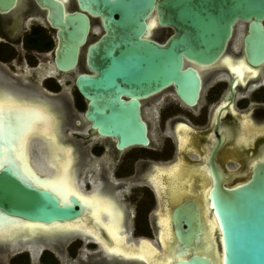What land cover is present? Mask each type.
Returning <instances> with one entry per match:
<instances>
[{
	"label": "flooded vegetation",
	"instance_id": "af4514ba",
	"mask_svg": "<svg viewBox=\"0 0 264 264\" xmlns=\"http://www.w3.org/2000/svg\"><path fill=\"white\" fill-rule=\"evenodd\" d=\"M60 1L66 13L84 12L91 20L90 38L82 48L78 67L61 71L55 64L59 27L52 25L51 6H43L38 0H16L9 11L0 10V87H9L10 94L16 93L11 95L20 97L19 102L27 95L29 100L40 99L47 105L56 100L48 110L59 118L58 140L65 147H71L79 187V190L71 191L69 197H58L63 202H72L71 197L74 196L82 209L81 217L67 222L86 217L92 207L89 199L96 194L113 200L123 213L125 231L122 232L131 246L140 245L143 238L158 242V230L164 225L160 217L168 210L173 232L174 211L187 201L195 203L198 217L206 227L205 203L201 197L190 193L191 196H183L178 203L167 205L168 194L163 195L164 191L160 193L153 184L156 180H169L172 170H177L180 173L192 171L189 177L195 183L206 181L212 186L214 164L223 172L224 181L232 186L250 179L254 167L264 162V62L253 65L246 58L244 21L237 24V27L241 25V30L236 29L226 51L215 63L187 62L201 76L202 88L197 102H185L174 86L140 97V112L147 124L150 142L120 148L114 136L100 134L91 127V122L84 116L88 99L75 83L78 72L91 71L86 63V46L104 33L102 17L84 9L79 0ZM172 33L169 27L160 26L153 31V36L166 39ZM238 64H246L251 69L249 71L257 69L260 73L256 70V74L239 76L240 73L231 68ZM124 97L129 98L127 95ZM36 108L34 110L39 112L42 107ZM42 144V150L50 154L48 145ZM93 182L99 183L100 188L96 189ZM207 204L211 208L208 193ZM87 225L99 230L100 241L92 235L85 237L72 231L52 240L51 247L42 248L38 256L33 257L32 250L25 245L16 249V256L26 253L35 264H61V261L65 264H137L140 261L144 264L136 257L124 258L106 253L103 244L108 234L103 219ZM65 244L68 247L66 254ZM77 259L79 262L75 263Z\"/></svg>",
	"mask_w": 264,
	"mask_h": 264
},
{
	"label": "water",
	"instance_id": "95a60500",
	"mask_svg": "<svg viewBox=\"0 0 264 264\" xmlns=\"http://www.w3.org/2000/svg\"><path fill=\"white\" fill-rule=\"evenodd\" d=\"M38 1L51 6L52 25L59 27L56 66L61 71L77 68L90 38V17L80 11L66 13L60 0ZM79 1L84 9L102 17L104 28L86 46L91 71L76 75V87L88 99L84 116L100 134L114 136L120 148L150 142L140 97L174 86L185 102H197L202 80L187 62L215 63L238 23L244 21L248 62H264V0ZM15 4L16 0H0V10L9 11ZM152 19L156 22L153 31L161 26L173 33L166 39L155 38L150 33ZM16 119L17 115H8L0 127V219L49 224L77 218L82 209L74 196L72 202H63L52 190L38 186L10 154ZM212 167L215 178L208 191L209 215L217 225L215 239L206 242L212 254L205 252L206 228L196 205L187 201L174 211V254L181 257L173 264H264V162L254 167L250 179L232 186L218 167ZM32 168L36 178L48 176L35 164ZM36 239L48 240L44 235Z\"/></svg>",
	"mask_w": 264,
	"mask_h": 264
},
{
	"label": "bare ground",
	"instance_id": "6f19581e",
	"mask_svg": "<svg viewBox=\"0 0 264 264\" xmlns=\"http://www.w3.org/2000/svg\"><path fill=\"white\" fill-rule=\"evenodd\" d=\"M150 23H151L150 33H153L154 30L153 28L156 26V22L154 19H152ZM228 66L230 67V65ZM231 68L232 70L234 69L235 71L239 72L240 73L239 76L242 75L245 76L248 73L256 74L257 71H259L258 74L260 73V70L257 69H256L257 71L255 69L254 71H249L251 69L247 67L246 64H244V66L242 64H238ZM2 86H3L2 88L0 87V96H2L5 99V106L3 108V119L2 121H0V127H1V123H4L3 121L6 120V118H8V115L9 116L17 115V119L15 121L18 123L16 132H14L15 134H13L14 139L12 140L13 145L11 147L10 154L14 155V159L19 164L21 171L25 173V175H27L32 180V182H34L40 187H44L48 189L51 188L50 190L55 192L60 197H64V198L67 197L71 191H74L79 187L77 186L78 183L75 177V173H76L74 171L75 160L71 155V149H70L71 147L70 148L65 147L63 144H61L60 140H58L59 127H60L59 118L53 113H51L52 111L49 112L50 110H48L49 109L48 106L50 105L53 106V104L55 105L56 100L54 103H52L51 101L50 103L48 101L50 105H47L46 103L43 102V100L41 101L40 99H38L39 101L38 100L35 101L31 99L29 100L28 98L30 97L29 95H27L28 96L27 98L21 97L23 98L22 101H24L25 104H20V102H22V101L19 102L20 97L18 98L14 97L13 95L16 93L14 94L11 93L13 94L11 95L10 94L11 89L5 85ZM42 97L43 96H41V99ZM46 100L48 99L46 98ZM58 103H56L57 106ZM27 105H30L31 107ZM36 106H41L42 107L40 108L41 111L39 112L35 111L34 109L36 108ZM29 143H30L31 151L29 150ZM42 143L45 146L46 144L48 145V147L50 148L51 155L42 150L41 148ZM4 157H5V152H4ZM30 159L32 160V162L34 161V164L37 166V168L40 171L48 174V176L44 177V179H39L38 177L36 178L35 177L36 172L34 168H32L33 164L30 163ZM30 168L33 171H31ZM191 174L192 171L191 172L184 171L180 173L177 170L175 171L172 170L171 173L172 177L169 180L167 181H161V179L156 180L153 185L156 186V188L160 193L161 191H164L163 195L168 194L166 199L167 205L168 203H173V204L178 203L183 196L185 195L189 196L190 193L191 195L193 193L194 194L196 193L197 197H201V199H203V202L205 203V206H203L205 207L204 209L205 211L203 213H205L206 216L205 221L207 223L205 225L206 229L203 238V243L204 246H207L206 242L209 243L212 241V239H215L214 229H216V225H217L215 219L213 217H210V215H208L210 211L209 209L211 208L207 207L208 206L207 193L211 187L210 186L211 183H207L206 181L195 183L194 179L189 177V175ZM186 175H188V177H185ZM93 183H94L93 186H96V189L100 188L101 185L99 183H95V182ZM104 192H105V187H104ZM87 194L90 195L89 193ZM93 195L94 196L90 197L89 199L90 200L89 203L92 205V207L88 209V211L89 210L90 211L87 213L86 217H84L81 220L76 219V221L73 222L64 221L57 223L53 222L49 224H45V223L42 224V223H29V222L26 223L25 221L20 219L16 220V219L1 218L0 244H9V246H11L13 249H18L20 246L25 245L26 248L32 250L33 255L37 256L36 255L37 253L36 251H38L37 249L42 250V248L44 247H50L51 241L54 240V237H60L72 231L74 232L73 234L81 233L84 236L88 234L92 235L98 241L99 239H101L99 230L97 228H94L93 226L90 228L88 227L87 224H89V222L94 223V221L98 219L99 220L103 219L106 228L105 232H107L108 238L106 242L104 241V244L103 243L102 244L104 245L105 251L108 254L111 255L115 254L124 258L136 257L137 259L142 260L144 264H173L175 260L181 257V254H178L177 256L174 254L175 244L173 243V232H172V228L170 227L169 210L167 213L161 214L162 216L160 217L161 218L160 222L162 223V225L163 224L164 225L160 228V230H158L159 231L158 242L155 243L153 242V240L151 241L148 238L147 239L143 238V240L140 241L141 243L140 245L135 244L134 246H131L130 241L126 240V234L122 232L124 230L123 222H122L123 213L117 208L115 202L113 200L104 198L96 194ZM83 201L84 203H86L85 200ZM40 235L46 236L48 240L45 242L44 241L38 242L36 238ZM66 236H71V235H66ZM22 237L26 239V241H23L24 243H18L20 242ZM30 237L34 239L28 241L27 239ZM205 252L212 254L210 245H208L205 248ZM139 262H137V264H139ZM141 263L142 262H140V264Z\"/></svg>",
	"mask_w": 264,
	"mask_h": 264
},
{
	"label": "rangeland",
	"instance_id": "374dc122",
	"mask_svg": "<svg viewBox=\"0 0 264 264\" xmlns=\"http://www.w3.org/2000/svg\"><path fill=\"white\" fill-rule=\"evenodd\" d=\"M240 26L238 27V31H240ZM239 33H238V37H239ZM84 54H85V51H83L82 53V58H84ZM74 77L75 75L72 76V80H74ZM18 243H24L22 241L18 242ZM51 247V245H50ZM12 250H10V249ZM22 250H27V249H22ZM38 251H36V255L38 256L41 252L40 249H37ZM64 250H65V254L68 253V247L64 246ZM16 252L17 250L16 249H13L11 246H9V244H0V264H35L36 262L33 260V261H30L29 257H27L28 255L26 253H24L23 255L21 256H16ZM33 256V254H31ZM35 257V255L33 256ZM79 260L77 259L75 261V263H78ZM39 263V262H37ZM61 264H65L61 261Z\"/></svg>",
	"mask_w": 264,
	"mask_h": 264
},
{
	"label": "snow or ice",
	"instance_id": "6c2138e0",
	"mask_svg": "<svg viewBox=\"0 0 264 264\" xmlns=\"http://www.w3.org/2000/svg\"><path fill=\"white\" fill-rule=\"evenodd\" d=\"M5 106V99L0 96V121L3 119V108Z\"/></svg>",
	"mask_w": 264,
	"mask_h": 264
},
{
	"label": "trees",
	"instance_id": "16d2710c",
	"mask_svg": "<svg viewBox=\"0 0 264 264\" xmlns=\"http://www.w3.org/2000/svg\"><path fill=\"white\" fill-rule=\"evenodd\" d=\"M53 262H54V259H53Z\"/></svg>",
	"mask_w": 264,
	"mask_h": 264
}]
</instances>
